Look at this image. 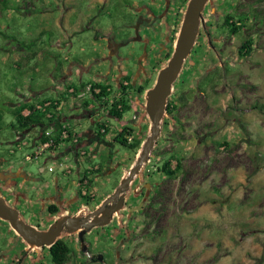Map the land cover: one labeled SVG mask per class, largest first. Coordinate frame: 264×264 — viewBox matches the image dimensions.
Masks as SVG:
<instances>
[{"label": "rangeland", "instance_id": "1", "mask_svg": "<svg viewBox=\"0 0 264 264\" xmlns=\"http://www.w3.org/2000/svg\"><path fill=\"white\" fill-rule=\"evenodd\" d=\"M5 1L0 0V172L20 170L25 177L7 178L0 191L17 205L20 220L44 228L64 215L82 218L94 212L136 165L150 135L144 97L173 54L189 0H168L165 17L142 26L138 36L130 26L135 14L146 5L158 14L161 0ZM226 18L245 28L230 34ZM203 19L206 30L199 28L167 100L175 109L165 112L148 161L139 171L169 188L166 200L154 204L152 218L138 214L127 220L126 212H121L119 225L117 217L105 228H93L87 239L94 255L109 253L112 242L124 235L120 229L112 239L111 230L123 225L134 234L122 257L128 260L131 255L133 264H264V0H212ZM246 40L252 51L240 57L239 47ZM116 43L117 54L112 52ZM69 71L76 73L68 76ZM124 76L135 89L142 86L144 93L134 92L131 110L120 122L106 118L101 108L93 113V106L94 118H89L82 107L84 96L75 99L69 94L58 114L78 138L74 152L67 150L68 142L54 156L44 153L25 160L41 142L36 138L39 129L18 140L19 132L10 127L13 107L24 101L35 105L58 100L60 84L80 88L81 83L100 81L116 91V82ZM95 118L110 127L104 138L91 125ZM123 125L133 128V137L142 141L137 153L112 142ZM91 130L100 139L82 145ZM78 148V155L80 151L86 155L77 160ZM173 157L181 170L168 177L163 165L171 161L173 169ZM94 167L101 168L92 178L94 197H81L80 176ZM138 176L121 195L136 187ZM137 201L131 199L130 204ZM52 202L66 212L50 217ZM156 214L159 227L154 225ZM75 234L59 236L70 247L66 264H96L80 253ZM28 249L0 220V264H53L45 247Z\"/></svg>", "mask_w": 264, "mask_h": 264}, {"label": "water", "instance_id": "2", "mask_svg": "<svg viewBox=\"0 0 264 264\" xmlns=\"http://www.w3.org/2000/svg\"><path fill=\"white\" fill-rule=\"evenodd\" d=\"M209 0H189L182 20L177 42L167 66L161 69L157 75L155 84L146 93L145 113L150 122V135L142 145L136 165L130 170L127 177L120 181V185L114 193L107 197L94 212L81 217L61 216L46 231L37 230L19 219V211L9 206L4 197L0 196V220L7 222L10 228L31 248H43L52 246L59 239L63 228L67 234L77 233L81 240V250L86 252V245L82 236L96 227H105L111 222L113 215L123 208L122 191L134 179L142 167L148 161L149 154L160 133L159 124L166 112L167 100L172 92V85L177 80L183 66L195 44L199 28L202 25V11ZM139 23L134 26L135 35L138 36ZM140 39V38H139ZM25 175L19 171L6 173V178H23ZM108 204H113L109 209ZM102 262V257H98Z\"/></svg>", "mask_w": 264, "mask_h": 264}, {"label": "trees", "instance_id": "3", "mask_svg": "<svg viewBox=\"0 0 264 264\" xmlns=\"http://www.w3.org/2000/svg\"><path fill=\"white\" fill-rule=\"evenodd\" d=\"M5 1V0H4ZM6 6V1L4 2V7ZM225 24L227 27H229L230 34H236L240 30L244 29L245 26L241 25L240 23H233L231 21V18L225 19ZM203 30H206L203 25ZM208 35V34H207ZM210 42V39H208ZM251 41L246 40L244 41L241 46L239 47V56L240 57H247L250 55L251 49ZM129 77L124 76L123 78L119 80L117 83V90L114 91L113 88L109 84L105 83H81L79 86L80 88L76 87H69L67 86V90L73 89V95L76 97L78 92L81 89L86 88L88 85H90V95L91 99L97 103V109L101 108L107 115L108 118H111L113 120H116L120 122L123 119V115L131 110V96L136 91L137 96L143 95L144 88L142 86L138 87L137 89L134 88L132 84H129ZM123 82H126L127 85H123ZM97 91V93L95 92ZM115 92V93H114ZM114 94V95H113ZM91 99L83 100L82 101V107L88 108L91 106ZM49 104L48 106L46 104ZM58 101H47L44 100L38 104V107L35 105H29L26 102H23L20 107H13L11 110L12 117L14 119V122L11 123L10 127L13 130H17L19 134H26L33 128H38L40 131V134L38 136V139L40 141H44L45 138L43 137V130L50 125H55L56 127H60V125H57L58 117L56 116V108ZM175 109V106L171 103H167L166 105V112L167 114H171V112ZM28 110L27 115H23V111ZM96 109H92L91 111L94 112ZM90 113V114H89ZM87 116H91L90 111L84 112ZM90 118V117H89ZM3 120V113L0 112V123H2ZM91 125H94L98 129V137H105L107 133L109 132L110 127L105 122L100 121V119H93L91 121ZM92 132V131H91ZM133 128L123 125L119 131L114 132V138L112 140L113 143H116L122 148L128 149L130 151H134L137 153L140 149L142 141L139 139L133 137ZM70 137L65 141L66 143L70 142L71 134H69ZM97 137V135H96ZM97 137V138H98ZM127 137H130L131 140L128 141ZM100 138H98L99 140ZM102 141V140H101ZM60 145V142L58 140L55 141V146L58 147ZM173 160H175L176 164L175 167L171 168V161L166 162L163 165V172L168 177H174L177 173L181 170V163L176 158L173 157ZM100 167H97V169H93V171H86L83 174H81V179L79 180V184L81 185L84 180H88L89 186H92V178L94 177L93 174L95 172L100 171ZM56 207L54 205H50L48 207V211L50 213L56 212ZM44 249V247H43ZM48 254L50 257V260L53 264H66L69 255H70V247L68 243H66L62 239L56 240V242L47 248ZM76 264V263H74Z\"/></svg>", "mask_w": 264, "mask_h": 264}, {"label": "flooded vegetation", "instance_id": "4", "mask_svg": "<svg viewBox=\"0 0 264 264\" xmlns=\"http://www.w3.org/2000/svg\"><path fill=\"white\" fill-rule=\"evenodd\" d=\"M152 1H154V0H152ZM161 2L162 3L159 2L158 6H157L158 8L160 7V5L162 6V9H160L161 7L159 8V13L158 14H155L153 9H152V7L149 6V5L144 6L141 11L138 10L137 13L135 14L136 17H135L134 23L130 25L132 27V29H134V26L137 23H139L140 24L139 27H138V31H139V29L142 26L149 27V26L153 25L157 21V19L164 18L170 7H169L168 0H161ZM211 2H212V0H209L207 3L210 4ZM207 3L205 5L204 9L206 8ZM212 7H214V6L212 5ZM202 20H203L202 21V25L200 27H202V31H204L203 30V25H204V27L206 29V26H205L206 24H205L204 19H203V11H202ZM206 33L208 34V32H206ZM198 35H199V32H198ZM198 35L196 37L195 42L197 41ZM176 42H177V39H175L174 48H175ZM118 48H119L118 43H116L114 46H112V52L117 54V52L119 50ZM193 48H194V45H193L191 51L193 50ZM120 79H121V77H120ZM119 80H118V82H119ZM118 82H116V84ZM85 137L89 138L90 141H92L93 139L97 138L95 136V134H93L91 131L88 132L85 135ZM86 138H84L83 140H85ZM138 174H140V176H138V184L130 192H128V191L123 192V194H122L123 195V208L118 211L119 213L117 212L112 217V219H115V218L118 217L117 221H116L118 225H119V221L122 220V217H123V214H120L121 212H126L124 214H126L125 219H127V220H130L131 217H134V216H136L138 214H140L142 217L143 216H147V217L149 216V217L152 218L154 216V213H155L154 204L156 202L159 203V202H162V201L166 200L165 199L166 191H168L169 188L168 189L165 188V184L159 183V182H151V181H149L150 176L148 174L143 173V172H141V173L139 172ZM5 175H6V172L5 173L4 172L3 173L0 172V190L1 189L5 190V184H6L5 180L7 179L5 177ZM171 185H173V183H171ZM0 196L2 197L1 191H0ZM131 199H133V200L134 199H138V201L135 204H130V200ZM5 200H6V202H7V204L9 206H11L12 208H15V209L18 210V208H16L17 205H14L13 202H10L6 198H5ZM17 201H19L18 198H17L16 202ZM51 205H54L57 209H56V212H54V213H50L48 211L50 217L51 216L52 217H55V216L58 217L59 214L65 213L66 210H67V209H65L63 207H58L59 204H58V206H56V204L54 202H52ZM111 205H113V204H108L106 206V208L109 209L111 207ZM70 217H72V216H70ZM57 219H55V220L53 219L54 221H51L50 224H48V226L44 227V228H41L40 226H33V225H31V226H33L37 230L46 231V230H48L49 226L51 224H53ZM153 220H154V225L159 227L160 224H161V218L158 216V214L155 215ZM105 227H107V225ZM105 227H101V228H105ZM96 228H98V227H96ZM120 229H124L123 230V234H124L123 237L118 242L117 241H113L112 242L113 244L110 245V247H109L111 250H109V253H106V255L105 254H96V255L92 254L91 247H90L91 241H90V239H87V236L90 235V233L92 232V229L88 233H86V234H84L82 236V241L86 245V252H82V250L80 251V249H79L80 253L81 254L83 253V254L87 255L88 258H89V261L93 262V263H96V264H115V263H117V264H133L134 263L132 261L133 257L131 255H129V259L126 260V259H124L122 257V254L125 253L124 252V250L126 248L125 246H127L129 244V242L131 241V237H132V235L134 233L133 232L129 233L125 229V227L123 225L122 226L120 225V228L118 227L117 229L111 230V232L113 234V237L111 236L112 239H114V238L116 239L117 236H119ZM146 233H147V231H142L141 232V234H146ZM60 234H66V229L63 228L61 230ZM143 236H145V235H143ZM74 237H75V240H76L77 244H79V246L81 248V240H80L78 234L76 233L74 235ZM41 249H43V248H41ZM45 249H47V248L45 247ZM166 249H167V245L163 246L161 251L156 252L157 256L154 258V262H155V259L157 260L158 258H161V253L165 252ZM99 256L102 257V262L98 261V257Z\"/></svg>", "mask_w": 264, "mask_h": 264}, {"label": "built area", "instance_id": "5", "mask_svg": "<svg viewBox=\"0 0 264 264\" xmlns=\"http://www.w3.org/2000/svg\"><path fill=\"white\" fill-rule=\"evenodd\" d=\"M123 85L125 86V85H127V83L123 82ZM68 92L70 94H72L73 90H69ZM85 92L90 93V85H88L85 88ZM95 92L97 93V91H95ZM82 96H83V93H81L80 95H77L75 99L81 98ZM145 97H146V95H145ZM145 97H144V100H145ZM46 105L48 106L49 104L47 103ZM106 118H108V117L106 116ZM134 118L135 117L133 116V119ZM42 134H43V137L45 138V140L41 141L39 143V145L37 146L36 151L33 153V155L26 156L25 160L32 161L33 159H37L39 156L43 155L44 153H47L49 155L48 157L54 156L56 149L60 145L66 144L65 141L70 137L69 134H71V136H72L71 137L72 140L69 142L71 144V147L73 146L72 148L74 149L78 144V138H77L76 134L73 133L70 130L69 126H67L65 123H61L59 128L56 127L55 125H50L49 127L45 128L43 130ZM56 140H58V142H60V145L58 147L55 146ZM127 140L130 141L131 138L127 137ZM78 150H79V148L77 149V152H76L77 160L79 159V157H83L86 155V153L84 151H80L79 155H78ZM96 168L97 167H94V169H96ZM48 171L52 172V169L49 168ZM80 179H81V176H80ZM80 188H81V190L79 192V195L81 197L93 199L94 192H93L92 187L89 186L87 179L83 181V183L80 185Z\"/></svg>", "mask_w": 264, "mask_h": 264}, {"label": "crops", "instance_id": "6", "mask_svg": "<svg viewBox=\"0 0 264 264\" xmlns=\"http://www.w3.org/2000/svg\"><path fill=\"white\" fill-rule=\"evenodd\" d=\"M111 43V41H109V44ZM75 73H76V71H69L68 72V76H71V75H75ZM67 77V76H66ZM66 77H65V79H66ZM63 77L60 79V80H62L63 81ZM94 82H96V83H99L100 81H94ZM102 83V82H101ZM105 83V82H104ZM105 84H109V83H105ZM62 86H63V84L61 85H59V86H57L58 87V89H59V92H61V98L60 99H58V100H55V102L56 101H58L59 103L57 104V108H56V116L59 118L58 119V121H57V125H60L61 123H65V118L62 116H60V114H58V112L61 110V108L63 107V101H62V99L64 98V99H66L65 97L66 96H68L69 97V90H73V89H69V90H67V91H63L64 89H66L67 88V84H65L64 86L66 87V88H62ZM57 87H55L54 89H57ZM72 87V86H71ZM77 88V87H76ZM83 93V98L85 99V100H87V99H91V95H89V96H85L87 93L86 92H82ZM81 93H80V91L78 92V95H80ZM71 95H73V94H71ZM76 98V97H75ZM84 99H82V101L84 100ZM47 101H50V100H47ZM91 101H92V103H91V106L90 107H88V108H84V112H86V111H90L91 110V107L93 106V107H95V109H97L98 107H96L97 106V103L95 102V101H93L92 99H91ZM25 102V101H24ZM26 103H28L29 105L30 104H32V103H30V102H26ZM38 104L39 103H35V106H37L38 107ZM91 112V111H90ZM29 112H28V110H24L23 111V115H27ZM94 113V112H93ZM92 117L94 118V116H90V118L92 119ZM33 129H36V128H33ZM31 131L32 130H30L29 132H27L26 134H18V140L20 139V140H22L24 137H26L27 135H29L30 133H31ZM92 131V130H91ZM39 134H40V131L38 130V134H37V136H39ZM83 134V133H82ZM36 136V138H37V140H39L38 139V137ZM87 144H89V139H85L84 141H83V143H82V145H87ZM57 150V149H56ZM67 150L69 151V152H74V149L72 148V147H67ZM18 171H20V170H18ZM15 172V171H14ZM17 195H19L20 196V194L18 193ZM11 202V201H10ZM28 246V245H27ZM29 247V246H28ZM30 251H33V249L31 248V247H29V249H28V252H30Z\"/></svg>", "mask_w": 264, "mask_h": 264}]
</instances>
